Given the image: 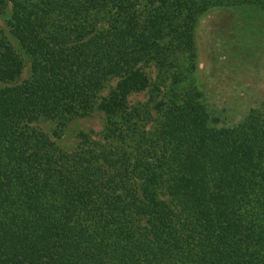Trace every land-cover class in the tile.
Returning a JSON list of instances; mask_svg holds the SVG:
<instances>
[{"label":"trees","instance_id":"obj_1","mask_svg":"<svg viewBox=\"0 0 264 264\" xmlns=\"http://www.w3.org/2000/svg\"><path fill=\"white\" fill-rule=\"evenodd\" d=\"M7 8L0 264H264V101L216 127L185 85L198 20L252 8L264 31V0H0ZM141 93L147 102L129 103ZM95 110L97 137L56 145Z\"/></svg>","mask_w":264,"mask_h":264},{"label":"rangeland","instance_id":"obj_2","mask_svg":"<svg viewBox=\"0 0 264 264\" xmlns=\"http://www.w3.org/2000/svg\"><path fill=\"white\" fill-rule=\"evenodd\" d=\"M252 8H214L195 26L194 78L187 77L186 86L196 87L207 108L212 125L230 127L239 123L250 109L264 101V31ZM10 9L0 12V29L13 40L9 29ZM27 75V73H25ZM114 82L110 83L112 87ZM147 93L132 95L130 104L145 103ZM39 128L52 135L53 125L41 122ZM104 128L102 114L69 121L56 145L72 151L78 134L97 137Z\"/></svg>","mask_w":264,"mask_h":264}]
</instances>
